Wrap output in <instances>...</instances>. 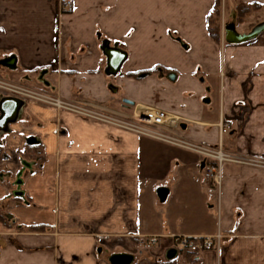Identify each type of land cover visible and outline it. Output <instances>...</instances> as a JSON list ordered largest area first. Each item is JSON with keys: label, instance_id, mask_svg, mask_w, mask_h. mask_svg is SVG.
I'll use <instances>...</instances> for the list:
<instances>
[{"label": "crops", "instance_id": "crops-1", "mask_svg": "<svg viewBox=\"0 0 264 264\" xmlns=\"http://www.w3.org/2000/svg\"><path fill=\"white\" fill-rule=\"evenodd\" d=\"M221 2L217 41L214 0H73L60 26L75 48L56 58L55 0H0V59L49 67L24 84L125 112L159 108L190 140L264 159V36L226 42ZM97 31L128 34L116 73ZM0 150V264H264V168L225 164L218 195L195 152L33 100L0 130ZM181 237L211 243L184 248Z\"/></svg>", "mask_w": 264, "mask_h": 264}, {"label": "built area", "instance_id": "built-area-1", "mask_svg": "<svg viewBox=\"0 0 264 264\" xmlns=\"http://www.w3.org/2000/svg\"><path fill=\"white\" fill-rule=\"evenodd\" d=\"M8 84V86L6 85L7 89L13 92L16 97H23L22 100L27 98L38 100L57 109L67 110L86 118L195 152L203 160V177L211 185L213 191L219 192L223 180V166L227 163L264 168V159L226 150L221 143L211 145L195 142L183 136L179 131L171 130L170 127H177L178 118L159 108L147 107L142 109L135 106L130 112H125L89 100L74 101L56 95L51 96L34 89L25 88V86ZM218 125L222 133L230 129L226 122H219ZM195 241L200 247L211 243V239L195 240L188 237L177 239V242L184 248L193 245Z\"/></svg>", "mask_w": 264, "mask_h": 264}, {"label": "rangeland", "instance_id": "rangeland-1", "mask_svg": "<svg viewBox=\"0 0 264 264\" xmlns=\"http://www.w3.org/2000/svg\"><path fill=\"white\" fill-rule=\"evenodd\" d=\"M48 2L53 1V0H47ZM222 1V0H221ZM56 5H55V11H54V25H55V49H56V58H59L60 56L63 58V54H64V49L63 46L66 45V52H68V54L70 53V51L74 50L75 45L72 42V38L68 35V36H63V34L61 33V18H63L65 15H68L72 12L73 10V0H55ZM229 5L231 6L230 9ZM222 7V2L220 3V16L218 18L219 24L221 23V20H223V11L221 9ZM244 8L242 6V3L239 0H230V2L226 3V9H225V13H224V20L225 23H232L234 24V26L236 27V29L240 32H248V30H250L254 25L258 24L259 22H263L264 21V9L262 8H255L254 7H249L250 9L243 10V12L239 11L238 8ZM129 33H132V29L129 30ZM264 36V33L262 34ZM128 36V34H127ZM125 39L126 40V37ZM96 37L98 40V47L100 52L103 55V59L106 62L104 66H106L107 68V58L106 56L103 54L102 51V47L104 45L105 42L108 43L109 47L115 48L120 50L121 52H124L126 54L127 52V47L126 44L124 42V40H111L109 38H106L107 36H104L100 31L96 32ZM89 46V44H84L81 47V50H86V53H90V50L87 49V47ZM20 61V60H19ZM49 68L48 66H36L35 68L29 69V68H25L24 66H22L20 63H16V67L15 68H7V67H2L0 66V92L2 93V95L4 97H15L18 98L20 100H22L23 97H16V95L11 92L10 90L7 89L6 85L8 86V83H12V84H16V85H20V86H25V88H30V89H34L37 91H40L42 93L45 94H49L51 96L56 95L59 96L57 94L54 93H50L49 91H44L43 89H38L37 86H41V83H39L40 85H27L24 84L25 82V78L26 77H30L33 81H40V76L42 75V70ZM153 71V70H152ZM152 71L150 73H152ZM153 74V73H152ZM45 77V76H44ZM24 82V83H23ZM15 86V85H13ZM6 87V88H5ZM122 96V94L120 93L119 95H116V97L118 99H120ZM61 98V96H60ZM27 100H33V101H37L38 100H34V99H24L22 101H27ZM42 103V102H41ZM46 104V103H43ZM48 105V104H46ZM51 106V105H50ZM56 108V107H55ZM35 154L32 153V151L29 153L30 158L33 160L31 164H33L34 162H37V158H38V152L35 151ZM40 156V155H39ZM34 165V164H33ZM255 167V166H254ZM221 189V188H220ZM215 193H217L219 195V192L214 191ZM217 195V196H218Z\"/></svg>", "mask_w": 264, "mask_h": 264}, {"label": "water", "instance_id": "water-1", "mask_svg": "<svg viewBox=\"0 0 264 264\" xmlns=\"http://www.w3.org/2000/svg\"><path fill=\"white\" fill-rule=\"evenodd\" d=\"M264 33V21L259 22L258 24L254 25L251 30L247 33H239L235 30V26L232 23L225 25L224 27V39L228 43H242L249 40L256 38L258 35ZM103 54L107 58V70L109 73H116L124 61L126 54L121 52L118 49L109 47L108 43L105 42L102 47ZM16 56L10 55L8 57L0 59V66L7 67V68H15L16 67ZM171 80L174 79V76H169ZM108 89L116 93L117 88L116 86L109 84ZM125 103L132 104L134 102L129 101L127 99L123 100ZM22 104V100L15 98V97H4L0 101V130L5 129L8 122L13 121L16 117L17 110ZM30 143H33L35 140L32 138L29 140ZM174 250H171L168 253V257L173 256Z\"/></svg>", "mask_w": 264, "mask_h": 264}, {"label": "trees", "instance_id": "trees-1", "mask_svg": "<svg viewBox=\"0 0 264 264\" xmlns=\"http://www.w3.org/2000/svg\"><path fill=\"white\" fill-rule=\"evenodd\" d=\"M220 3H221V0H214V5H213V8L210 12V14L208 15L207 17V31L209 33V35L215 39V40H219V36H220V24H219V21H218V18L220 16ZM242 6L244 8H238L239 11L243 12V10H248L250 9L249 7H254L257 8L258 5H255V4H251V5H245L242 3ZM3 152L0 150V160L3 158Z\"/></svg>", "mask_w": 264, "mask_h": 264}]
</instances>
